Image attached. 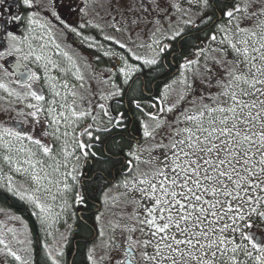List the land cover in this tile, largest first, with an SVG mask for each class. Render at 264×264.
I'll return each mask as SVG.
<instances>
[{
    "label": "snow or ice",
    "instance_id": "1",
    "mask_svg": "<svg viewBox=\"0 0 264 264\" xmlns=\"http://www.w3.org/2000/svg\"><path fill=\"white\" fill-rule=\"evenodd\" d=\"M187 2L204 9L209 7V0ZM116 3L129 31L142 23L151 24L156 31L163 27V17L152 18L154 11L161 10L160 0ZM20 4L29 12L28 24L38 26L40 34L21 38L0 25V91L6 94L0 99L14 97L22 102V108L17 109L23 117L20 124L31 121L34 128L29 131L35 126H39V131L31 135L23 129L0 126V160L27 175L37 185L35 191H39L42 180H47L49 184L62 183L66 193L72 191L66 179L55 181L51 177L60 173L61 177L70 175L75 181L77 177L72 173L77 171L76 166L72 172H61V168L68 167L69 157L78 165L82 157L96 155L90 153L92 145L82 137L87 135L89 141H100V133L127 127V118L123 111L113 116L100 104L107 120L101 126L88 125L77 136L82 120L91 116L95 122L97 117L84 107L85 97L68 79L73 77L80 82L79 88H84L85 75L78 60L62 48L55 26L44 14L55 17L64 29L90 42L89 47H96L97 41L65 24L56 11L55 0H19L15 5L12 0H0V20L7 16L6 23L19 21V15L9 13ZM171 7L184 11L179 4ZM222 15L227 23L214 25L216 32L208 36L212 43L207 49L201 47L193 58L185 57L178 74L150 100H132L143 117L142 137L129 142L122 170V174H127L114 187L124 189L120 195L133 206V214L119 222L108 221L112 235L100 229L99 243L89 249L90 264H264V0H232ZM241 18L251 23L242 27ZM168 20L171 24L172 17ZM183 23L194 21L188 19ZM95 27L104 31L99 25ZM112 27L116 31L123 28H116L115 24ZM31 31L34 29L30 28ZM181 35L182 29L177 28L171 38ZM103 39L126 51H104V56L121 63L122 82L114 83V90L102 99L124 96L125 85L132 91L136 83L133 77L141 69L130 60L149 67L159 63V52L141 56L115 36L105 34ZM11 60L18 62L9 69ZM196 83L203 86V92L193 87ZM37 85H46L48 95ZM213 88L216 90L210 91ZM48 137L52 144L44 142ZM41 156L51 161L47 165L51 172L46 170ZM21 160L27 168L20 166ZM11 179L9 176V182ZM109 192L111 189L103 194L105 205L109 203ZM27 198L39 209L41 223H47L53 214L52 207L35 195ZM83 201L84 196L78 194L77 202ZM102 217L101 212L96 221L102 222ZM117 230L122 237L119 243L115 237ZM9 231L16 243H30L27 238L16 239L14 229ZM137 231L143 239L132 235ZM0 245V252L11 256L17 264H32L30 248L14 250L3 234ZM98 247L101 251L97 257ZM45 248L51 264H60L56 257L63 252L57 250L54 256L48 245Z\"/></svg>",
    "mask_w": 264,
    "mask_h": 264
},
{
    "label": "flooded vegetation",
    "instance_id": "2",
    "mask_svg": "<svg viewBox=\"0 0 264 264\" xmlns=\"http://www.w3.org/2000/svg\"><path fill=\"white\" fill-rule=\"evenodd\" d=\"M210 1L216 16L213 17L212 11L204 13L197 21L189 25V30L186 31L185 24L183 23L185 20V11H183L171 24H168L164 29L162 27L160 29L162 38L158 49L160 53L158 61L161 60L160 62L163 64V67L159 69L161 71H155L153 70L155 68L154 66H145L141 61L130 60L131 63L136 64L141 69L140 72L136 73L133 77L136 83L133 85L132 91H128V86L125 85L126 94L124 96L113 97L112 99H102L101 97L114 90L112 88L114 83L121 84L122 76L119 72V68L122 65L116 58L104 56L103 53L113 48L116 51L126 50L119 49L118 45L113 44L111 41H105L103 36L105 34L115 36L121 42L126 43L133 51L135 49L143 51L141 43L146 44V41L149 40V36L151 35L152 37L154 32V36L158 37L159 31L155 29L151 32L153 26L145 23L129 31L124 17L116 10L118 8L116 0H55L56 11L65 24L76 27L84 36H91L97 41L96 47H89L88 44L90 42L83 41L81 36H76L74 33L64 29L63 25H61L55 17H52L50 14H44L47 15V19L55 26V34L62 48L67 50L70 55H73L78 60L85 75L83 89L79 88L80 82L76 81L73 77H68L70 83L76 84L77 90L85 97L83 105L91 107L92 114L97 117V120L94 122L91 116H89L86 122L87 124L83 127V131L90 124L95 123L97 126H101L102 121L107 120L106 117H103V112L99 108L100 104H104L113 116L123 111L127 118V127L123 129L113 128L112 132L107 134L100 133V141H89L87 135L82 137L85 143L92 145L89 149L90 153L94 152L96 155H90L87 159L82 157L78 165L76 161L74 162L73 165L77 167V171L73 173V175H76L77 179L74 181L71 178L70 186L72 191L67 192V197L71 211L76 208L77 216H79L81 222H84L88 229L92 231L93 235L88 238L73 239L74 251L71 255L68 246L72 236H75V234L71 236V230L72 228H76V225L74 224L75 218L72 216V213L69 215L72 218V224L68 234V240L64 245V248H68L66 257H70L69 264H73L78 240L93 242V240L98 237L95 236V233H98L100 226L96 221V216L104 209L103 194L109 189H111L113 193V189H116L114 184L119 183V181L123 179V176L127 174L126 172L122 174V170L124 169L126 152L130 147L129 142L142 137L140 120L143 119V117L139 116L132 104V100L134 98L141 99L142 101L150 100L153 95L159 92L160 87L164 83L173 79L178 74L179 66L182 64L185 57L193 58L194 54L199 51L201 47L206 48L205 44L207 43L208 36L216 31L214 25L219 21L211 26L209 25L218 17L219 13H221L219 7L216 6V0ZM219 1L228 4L232 3V0ZM12 2L15 5L19 3V0H12ZM136 2L139 3V0H136ZM45 3H47V0H45ZM169 8H171V5H168V9ZM156 12L157 11H154L152 13V18L158 19V17H163L164 19L170 15L172 17L176 13V10L174 8L171 9L168 15L166 13L157 15ZM9 15H19L21 17V19L17 21L18 26H30L27 20L29 12L22 4H20L19 8L13 6ZM36 19L39 20L40 17L37 16ZM6 20L7 16L0 20V25H3L7 30H17V26L14 25L16 22L6 23ZM41 22L44 21L41 20ZM161 22H163V20ZM81 24L85 26L81 28ZM113 24L116 25V28H121V26H123L122 30L116 31L115 28L112 27ZM96 25H99L104 31L101 32L99 28L95 27ZM35 26L36 25H33V27ZM177 28L182 29L183 35L176 39H172V31ZM38 30L40 34V29L38 28ZM99 45H103V47H99ZM161 48H163V51H161ZM127 54L129 56L131 55L130 53ZM141 56L143 55L141 54ZM15 63V60H11L8 65L9 69L13 68ZM86 64H90L91 67H87ZM29 68H33V66L29 65ZM53 74L55 75L56 73ZM137 77H139L138 80ZM105 81H107V83H105ZM37 87H40V90L48 95L46 85L43 87L37 85ZM193 87L200 92L204 90L203 86L199 83L194 84ZM215 90L216 89L213 88L210 91ZM77 103H80L79 98H77ZM15 104L16 103L11 102L10 106L12 108L8 112L9 127L29 131L31 128L29 125L30 123L20 124L21 119H19L20 115L17 109L22 108V105ZM152 111H155V109ZM95 134L96 133H94V135ZM125 141H127V146ZM115 143H118V145L115 146ZM77 155H79V152H77ZM107 168L110 170L109 174L106 170ZM99 177L102 178L101 182H99ZM100 187L103 188L101 189ZM0 188L13 194L12 191L5 187ZM78 194L84 196L83 203L77 202ZM111 194H109V197ZM23 202L24 203L20 202L18 205L11 204L9 209L15 211L17 208H25L28 213H31V220L35 226L33 219L34 213L30 204L25 200H23ZM90 219L94 221H90ZM26 221H28V219H26ZM35 228L36 236L38 237L39 232L37 234V227L35 226ZM38 254L39 248L37 251V255ZM36 263H38V260H36Z\"/></svg>",
    "mask_w": 264,
    "mask_h": 264
},
{
    "label": "rangeland",
    "instance_id": "3",
    "mask_svg": "<svg viewBox=\"0 0 264 264\" xmlns=\"http://www.w3.org/2000/svg\"><path fill=\"white\" fill-rule=\"evenodd\" d=\"M161 3V10L157 11L156 14H164L168 13L173 9L172 7L168 9V5L172 4H179L184 11L186 10V13L193 18L194 21H197L199 17H202V13H200L202 6L198 4H189L187 0H160ZM175 9V8H174ZM176 10V9H175ZM181 12H177L172 16V21L176 20L177 16ZM171 16V15H170ZM168 17H165L163 19V29L164 27H167L169 24ZM159 19V17H158ZM171 21V23H172ZM227 23V22H225ZM17 26V30L14 31L16 35L19 37H24L26 35H39V30L37 26H18V22L14 24ZM30 28L34 29V31L30 32ZM155 30L153 27L152 31ZM216 32V31H215ZM218 38H219V34ZM161 36H149V40L145 43H141V47H143V51L139 49V51H135L139 55L143 56H152L158 52L159 45L161 42ZM155 41H159V43H156ZM207 44L210 42L209 39L206 41ZM32 66V65H31ZM34 68V66H33ZM6 94H4L2 91H0V97H4ZM59 100V98H57ZM11 102L16 103L15 105H22V102L17 101L14 97L5 99H0V126L9 127V111L12 108ZM90 110L91 107H86ZM24 111H27L24 110ZM19 119H23V117L20 116ZM43 119V118H42ZM87 119H84L80 122V126L77 129V136L80 134V132L83 131V127L87 124ZM30 123V124H29ZM28 124L31 126L30 129L34 128V125L31 121L28 122ZM64 126L61 125V130H63ZM39 131V126H35V129L33 131H29V134L31 135H37ZM69 131H71L69 129ZM45 143L52 144V140L50 137L45 138ZM34 147V146H33ZM71 150V146H70ZM0 153H3V149H0ZM41 159H44L46 161L45 168L47 171L51 172V168L47 167L48 164H51V161L48 160L47 157H40ZM69 165L67 168H61V172H72V167L74 166L75 160H73L71 157H69ZM20 166L22 168H27V165H24L22 160L20 162ZM73 174V173H72ZM11 177V182H9L8 177ZM55 181H59L61 179H66V182L70 185L71 184V176L67 177H61L60 173H56L53 177H51ZM0 187H5L9 189L10 191H13L16 195L21 198V195H23L25 200L30 203V207L34 213L33 219L35 226L37 227V234L39 232V236H42L44 240V245H48L49 249L52 250L53 255H56V251L60 250L63 252V255L66 254V249L64 248V245L66 241L68 240V234L70 231V227L72 224V218L69 216L71 213V207L69 204V200L67 197V192H63V184L62 183H53L49 184L47 180H42L41 185L39 187V191H35L37 188V185H35L27 175H25L23 172H16L13 167H9L5 162L0 160ZM118 191V197L120 200L116 203L111 202L113 199H109V203L107 205L104 204V209L102 210L103 217L102 222H99L100 229L104 228L105 231L108 233V235H112L110 229L107 227L108 221H112L113 223L122 221L124 219H127L130 215L133 214V206L127 201H124V197L120 195L124 189L119 188ZM112 193L109 192V194ZM29 195H35L37 196L42 202H44L46 205H50L53 209V214L51 216V219L47 222L42 224L39 209L35 207V205L27 198ZM55 197V199H53ZM65 200L67 201V204H65ZM113 211V213H112ZM101 213V212H100ZM99 213V214H100ZM130 223H135L134 220L129 221ZM50 225V226H49ZM139 227V225H137ZM9 229H14L16 233V239L24 240L27 238L28 241H30L29 244H18L16 243V240L13 239V233L9 231ZM51 233V235H49ZM0 234H3L4 238L10 242L11 247L14 250L19 251L22 248L28 247L31 249V258H32V264H35V259H38L39 254L36 255V246H34L35 243V237L36 233L34 232V228L24 219L22 216H20L17 212L11 211L9 208H4L0 205ZM127 235V234H126ZM136 238L143 239L144 236L137 231L136 233L132 234ZM99 237V236H98ZM115 237L117 239V242L119 243L122 239L120 231L117 230L115 233ZM107 239V236L105 237ZM98 243H94L92 248L96 246ZM0 248H3L2 245H0ZM38 251V250H37ZM101 249L98 247L96 255L97 257L100 254ZM151 251V249H149ZM48 249L44 247L42 252V257L46 259L47 261H50L48 255H47ZM40 253V252H39ZM122 254V253H121ZM21 255H27L26 253L21 252ZM62 255V256H63ZM61 256H57L56 258L59 259ZM0 264H17L14 259L4 254L3 252H0Z\"/></svg>",
    "mask_w": 264,
    "mask_h": 264
},
{
    "label": "trees",
    "instance_id": "4",
    "mask_svg": "<svg viewBox=\"0 0 264 264\" xmlns=\"http://www.w3.org/2000/svg\"><path fill=\"white\" fill-rule=\"evenodd\" d=\"M215 3H216V6L219 7L221 13H223V11L225 10L226 7H230L231 4H232V3H230V4L223 3V2H220L219 0H216ZM211 11H212L213 17L216 16V13L213 10L211 1L209 0V7L206 8V9H204L202 7L200 13L204 14V13H208V12H211ZM188 19H191L192 21H194L193 18H191V16L188 15L186 13V10H185V20H188ZM225 22H227V18L223 16L221 21H219V23H225ZM240 23H241V26L244 27V26H247L248 24H250L251 22L250 21H246L243 18H241ZM180 24H182V23H180ZM191 24L192 23L185 24V30L186 31L189 30V25H191ZM211 43L212 42L210 41L207 44L205 49H207ZM135 51H137V50L135 49ZM160 61H159V63L157 65H154L155 68L153 70L158 71V72L161 71L159 69H161L163 67V64ZM125 144H126V146L128 145L127 141H125ZM117 145H118V143H115V146H117ZM126 148H128V147H126ZM108 167H109V165H108ZM106 170L108 171V174H109L110 170L108 168ZM101 179L102 178L99 177V182H101ZM100 188L102 189L103 187H100ZM117 191L118 190L116 188V193L114 194V197L118 196V192ZM20 202L24 203L23 200H21L15 193L11 194V193H9V191L7 192L4 189L0 188V205L2 207L9 208L11 206V204L18 205ZM111 202L116 203L113 200ZM123 202H127V200L124 198ZM15 212H17L24 219H28L30 225H32V227L34 228V232L36 233V228H35L32 220H31V216H30L31 213H28V211L25 208L24 209L23 208L22 209L21 208H17V209H15ZM71 213H72V216L75 218L74 224L76 225V228H72V230H71V232H72L71 236L74 235V234H75V236H72V239L69 242V246H68L69 251H70V253L72 255V253L74 251L72 240L75 239V238H79V239L80 238H85V237L88 238V237H91L93 234H92V231L89 230L88 227L84 224V222H81V220L79 219V216H77L76 208L73 209V211H71ZM90 221H94V220L90 219ZM99 240H100V238L97 237V239H96V241L94 243H99ZM43 242H44V240H43L42 236H38V237L36 236L35 237L34 246H36V255H37L38 248H39V252H40L38 259H35V264H51V260L47 261L46 259H44L42 257V252H43V249L45 247ZM94 243L92 241L91 242H89V241L86 242V240H82V241L78 240V242H77V251H76V254L74 256L73 264H83V263L90 264V262L88 261L87 257L89 255V249L92 248ZM69 259H70V257H66V255L61 256L59 258L60 264H69ZM36 260H38V263H36Z\"/></svg>",
    "mask_w": 264,
    "mask_h": 264
},
{
    "label": "water",
    "instance_id": "5",
    "mask_svg": "<svg viewBox=\"0 0 264 264\" xmlns=\"http://www.w3.org/2000/svg\"><path fill=\"white\" fill-rule=\"evenodd\" d=\"M222 18V14L221 13H219V15H218V17H217V19L216 20H214L209 26H211V25H213V24H215L218 20H220ZM208 26V27H209ZM208 27H206V28H208ZM18 61H16V63H17Z\"/></svg>",
    "mask_w": 264,
    "mask_h": 264
},
{
    "label": "bare ground",
    "instance_id": "6",
    "mask_svg": "<svg viewBox=\"0 0 264 264\" xmlns=\"http://www.w3.org/2000/svg\"><path fill=\"white\" fill-rule=\"evenodd\" d=\"M31 221V220H30ZM38 227V226H37ZM79 252V251H78ZM64 259V258H63Z\"/></svg>",
    "mask_w": 264,
    "mask_h": 264
}]
</instances>
